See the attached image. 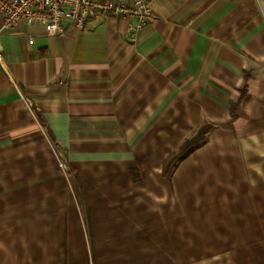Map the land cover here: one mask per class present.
<instances>
[{
    "label": "crops",
    "instance_id": "crops-1",
    "mask_svg": "<svg viewBox=\"0 0 264 264\" xmlns=\"http://www.w3.org/2000/svg\"><path fill=\"white\" fill-rule=\"evenodd\" d=\"M153 13L0 18V264H264V0Z\"/></svg>",
    "mask_w": 264,
    "mask_h": 264
},
{
    "label": "built area",
    "instance_id": "built-area-1",
    "mask_svg": "<svg viewBox=\"0 0 264 264\" xmlns=\"http://www.w3.org/2000/svg\"><path fill=\"white\" fill-rule=\"evenodd\" d=\"M4 28L39 26L51 37H63L68 28L82 31L91 19L120 18L131 22V40L153 23V0H0ZM58 150V164L68 169L65 155Z\"/></svg>",
    "mask_w": 264,
    "mask_h": 264
},
{
    "label": "trees",
    "instance_id": "trees-1",
    "mask_svg": "<svg viewBox=\"0 0 264 264\" xmlns=\"http://www.w3.org/2000/svg\"><path fill=\"white\" fill-rule=\"evenodd\" d=\"M189 144V143H188ZM194 144L195 143H193V144H191V145H186V147L184 148V150L186 149L187 151L183 154V155H181L180 156V158H184L194 147Z\"/></svg>",
    "mask_w": 264,
    "mask_h": 264
}]
</instances>
